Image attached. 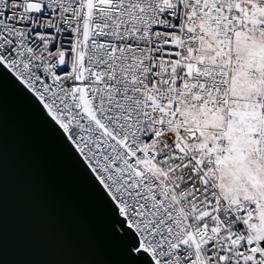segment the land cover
<instances>
[{
    "label": "snow or ice",
    "instance_id": "6c2138e0",
    "mask_svg": "<svg viewBox=\"0 0 264 264\" xmlns=\"http://www.w3.org/2000/svg\"><path fill=\"white\" fill-rule=\"evenodd\" d=\"M106 211L111 264H264V0H0V86Z\"/></svg>",
    "mask_w": 264,
    "mask_h": 264
},
{
    "label": "water",
    "instance_id": "95a60500",
    "mask_svg": "<svg viewBox=\"0 0 264 264\" xmlns=\"http://www.w3.org/2000/svg\"><path fill=\"white\" fill-rule=\"evenodd\" d=\"M108 218L30 102L0 86V264H111Z\"/></svg>",
    "mask_w": 264,
    "mask_h": 264
}]
</instances>
